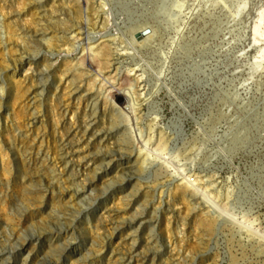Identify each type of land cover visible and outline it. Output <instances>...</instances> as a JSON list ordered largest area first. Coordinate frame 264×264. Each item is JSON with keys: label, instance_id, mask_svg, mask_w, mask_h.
Here are the masks:
<instances>
[{"label": "rangeland", "instance_id": "obj_1", "mask_svg": "<svg viewBox=\"0 0 264 264\" xmlns=\"http://www.w3.org/2000/svg\"><path fill=\"white\" fill-rule=\"evenodd\" d=\"M107 1L137 51L86 0H0V264H264V239L152 167L124 93L152 145L212 192L219 175L223 207L264 229V74L245 92L219 53L243 0H186L196 19L176 22L163 0Z\"/></svg>", "mask_w": 264, "mask_h": 264}, {"label": "bare ground", "instance_id": "obj_2", "mask_svg": "<svg viewBox=\"0 0 264 264\" xmlns=\"http://www.w3.org/2000/svg\"><path fill=\"white\" fill-rule=\"evenodd\" d=\"M220 1L226 5L225 0H212V6L218 7L220 6ZM172 3L176 7L172 6L176 10L175 14L169 9V4ZM86 20L89 23L92 19L94 14L91 13L90 7L97 5L96 14L97 16H102L106 11L108 12L109 16L111 17L112 14L108 7L107 0H86ZM228 6V4H227ZM113 10V8L110 6ZM200 8L191 7L188 8L186 4V0H163L161 7L159 9V13L161 11L166 12L170 15L169 19L175 18V22L179 21L184 17L187 16L188 20L191 21L196 19L195 13L199 11ZM175 22L168 26V29L179 31L180 33L184 32V28H177ZM116 24H119L117 27L114 23L108 27L107 35H113V38L122 37L128 44L133 45V48L138 50V44L142 45L143 40L136 39L133 40L131 37L128 36L126 31L123 29L121 25V21L117 19L115 21ZM221 36L223 37L224 41L227 40L221 45L222 49L219 50V53L222 56V60L228 62V68L230 69L231 74H238L243 76V81L240 82L238 87L246 90L248 92L252 91V81L256 79L258 76L264 74V0H243L241 4L235 9L234 16L232 18V23L229 24L226 28H221ZM107 44H113L112 39H107ZM85 43L91 50V57L94 61H96V54H100L102 56V48L100 47L98 51H95V47L97 44H93V37L92 33L89 31L87 40ZM234 47V48H233ZM136 50V51H137ZM111 56L108 57L109 60V67H112L115 64L113 61L114 56H112V52L109 53ZM131 77V88L136 87V76ZM160 83L157 87V90L163 88L164 84V76L159 75ZM165 79V78H164ZM124 93L127 95L129 99V103L126 105L128 108V112L131 119V126L135 132V136L137 138V143L140 145V149L143 153L147 155H152L154 158L157 159V162H149L148 165L152 164V167L157 165L159 161H165L169 166H172L177 174L181 177H184L191 185L198 189L201 196L203 197L206 204L211 207L217 215H219L222 221H226L230 219V216H234L236 221L241 228V234L243 239H251L253 237H258L260 239H264V229L258 225V221L249 220L247 218L241 219L231 214L226 208L223 207L221 204L219 197L221 196L220 192L222 190V182L219 179V175L214 177V186L215 192L210 191V189L205 188L201 185L199 180L192 181L191 177H188L186 170L181 166L178 160L173 158L170 155L165 154L161 149L151 144V137H146L143 133L142 127L138 123V108L141 106H135L138 104L136 101L131 102L135 95L130 93L128 89H124ZM151 99V96L146 98V102L148 103ZM115 101V100H114ZM231 109V108H230ZM229 109V110H230ZM226 113V112H225ZM202 126L201 123H199ZM221 138L218 139L217 143H220ZM234 174H229V179L233 177ZM235 188L230 187L228 189V193L231 195L234 192ZM214 193V194H213ZM245 236V237H244Z\"/></svg>", "mask_w": 264, "mask_h": 264}, {"label": "water", "instance_id": "obj_3", "mask_svg": "<svg viewBox=\"0 0 264 264\" xmlns=\"http://www.w3.org/2000/svg\"><path fill=\"white\" fill-rule=\"evenodd\" d=\"M110 12H111V14H112V17H113V19H114V21H117V19H119L118 18V16H117V14H116V12H115V10L113 9H111L110 8ZM119 21H120V19H119ZM116 24V23H115ZM116 25H119V24H116ZM148 26V25H147ZM147 28H149V27H147ZM147 28H142V29H144V30H146ZM142 33H143V31H141ZM181 104L183 105V107H184V109L186 110V112H187V114H188V116H189V118H191L193 121H195L196 123H200L199 122V120L196 118V116L194 115V113H192L190 110H189V108L187 107V105H185V104H183L182 102H181Z\"/></svg>", "mask_w": 264, "mask_h": 264}]
</instances>
